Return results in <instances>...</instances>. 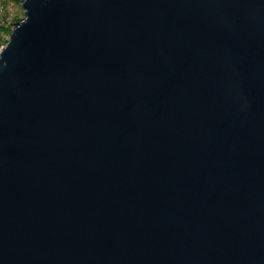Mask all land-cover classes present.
Returning a JSON list of instances; mask_svg holds the SVG:
<instances>
[{
  "label": "water",
  "instance_id": "obj_1",
  "mask_svg": "<svg viewBox=\"0 0 264 264\" xmlns=\"http://www.w3.org/2000/svg\"><path fill=\"white\" fill-rule=\"evenodd\" d=\"M22 9L0 264H264V0Z\"/></svg>",
  "mask_w": 264,
  "mask_h": 264
},
{
  "label": "built area",
  "instance_id": "obj_2",
  "mask_svg": "<svg viewBox=\"0 0 264 264\" xmlns=\"http://www.w3.org/2000/svg\"><path fill=\"white\" fill-rule=\"evenodd\" d=\"M15 0H0V28L8 27L15 19Z\"/></svg>",
  "mask_w": 264,
  "mask_h": 264
},
{
  "label": "rangeland",
  "instance_id": "obj_3",
  "mask_svg": "<svg viewBox=\"0 0 264 264\" xmlns=\"http://www.w3.org/2000/svg\"><path fill=\"white\" fill-rule=\"evenodd\" d=\"M22 2L23 0L14 1V5L16 8L15 19L12 21V23L8 27H5V29L0 30V51L5 46V44L10 38L12 30H9V29H12L15 24L19 23L24 18Z\"/></svg>",
  "mask_w": 264,
  "mask_h": 264
},
{
  "label": "trees",
  "instance_id": "obj_4",
  "mask_svg": "<svg viewBox=\"0 0 264 264\" xmlns=\"http://www.w3.org/2000/svg\"><path fill=\"white\" fill-rule=\"evenodd\" d=\"M3 29H5V27L4 28H0V30H3ZM9 30H12V29H9Z\"/></svg>",
  "mask_w": 264,
  "mask_h": 264
}]
</instances>
